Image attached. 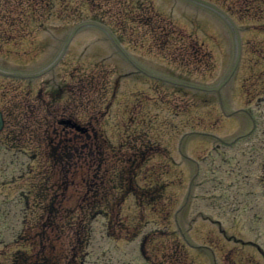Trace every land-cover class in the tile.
Instances as JSON below:
<instances>
[{
	"label": "rangeland",
	"instance_id": "rangeland-1",
	"mask_svg": "<svg viewBox=\"0 0 264 264\" xmlns=\"http://www.w3.org/2000/svg\"><path fill=\"white\" fill-rule=\"evenodd\" d=\"M21 1L17 4V0H0V9L4 8L0 11V46L4 44L2 50L0 47V66L15 71L28 72L45 66L61 47L63 32L55 27L96 18L99 8L98 0H53L56 6L51 3L52 8L47 0ZM131 2V18L136 19L132 22L133 29L147 28L139 25L137 19H142L148 22V29L160 30L166 44L165 48L162 46L164 49L158 43L155 48L150 32L147 36L134 33L137 41L133 57L141 60L138 62L145 68L155 66L162 70L159 73L200 84L214 83V78L217 80L227 72L234 58L235 42L232 29L219 15L187 0ZM217 2L225 3L243 28L239 67L221 91L224 110L233 114L224 115L213 93L164 83L142 86L139 76L135 75L129 81L123 79L115 94L119 106L126 95L127 102L133 106L130 108H133L134 120L145 118L147 131L138 122V129L145 131V136L132 138L120 152L117 148L112 152L120 153L117 163L124 166L127 162L122 160V164L119 158L139 160L140 154L134 150L144 145L150 149L144 150L145 161L136 169L141 170V175L129 190H122L118 178L115 187L114 182L106 181L103 185L97 178L94 185L99 183L98 197L90 203L82 200L88 185L82 181L81 173L89 171L87 163L71 167L65 162L54 164L55 176H51L54 178L45 181L39 178L37 168L28 174L14 165L12 173L8 162L18 155L17 150L26 146H18L17 139L9 141L0 151V170L5 172V183L0 186V264L19 262L13 256L16 249L36 251L31 260L35 264H42L43 258H48L45 252L49 253L52 246L53 251L79 257L86 237L83 227L74 224L79 205L86 218L91 211L98 213L90 220L93 232L90 245L83 251L84 264H155L156 261L161 264L166 262L164 256L171 264H264V0ZM61 4L67 8H59ZM101 8L105 12L103 16L115 17L121 8L120 1ZM14 15L20 17L14 20ZM159 18L171 21L173 28L160 23ZM20 36L23 37L18 39ZM93 38V33L87 31L77 36V49L86 51L81 58L85 62L94 54ZM15 41L18 42L13 47ZM141 41H147L148 47L141 48ZM157 51L161 54L154 55ZM144 52L148 63L143 62ZM73 59V52L69 51L65 58L68 66H72ZM114 63L121 70L119 61ZM0 82L5 92H13L14 84L13 87L35 88L36 94L39 81H24L23 85V81L0 76ZM46 96L51 103L49 111L52 110L51 117L46 118L53 121L62 110V101L51 94ZM27 110H12L6 129L19 132ZM39 111L38 122L43 124L48 112L42 109L41 113L40 108ZM117 115L116 118L122 114ZM26 136L31 141L37 138L31 131ZM121 140L128 139L118 138V144ZM30 147L38 159L32 166L38 167L40 157L44 158L45 154ZM23 160L24 157H19V161ZM20 173H24L23 180L18 178ZM12 176L18 181H10ZM39 185H45L48 193L57 189L60 211L65 212L63 206L75 211L64 214V218L72 220L71 232L67 229L63 235L51 226L33 227V232L28 231L37 209H30L28 224L23 223L25 209L19 191ZM146 191L154 194L153 198L141 201L140 193ZM61 193H67L68 198L63 200ZM4 201L6 206L9 202L7 215L2 207ZM101 210L104 213H99ZM20 232L24 233L23 238ZM34 234L37 242L27 241ZM149 253L152 263L146 262Z\"/></svg>",
	"mask_w": 264,
	"mask_h": 264
},
{
	"label": "flooded vegetation",
	"instance_id": "flooded-vegetation-1",
	"mask_svg": "<svg viewBox=\"0 0 264 264\" xmlns=\"http://www.w3.org/2000/svg\"><path fill=\"white\" fill-rule=\"evenodd\" d=\"M46 111H49V107L46 106ZM45 121L47 123L48 126V132H50V135H48V138H50V143H52V139H51V133H54L56 138L61 137L62 133L64 132V134L67 136L68 135V130L65 129V127H63L61 130H59L57 128V126H55L54 122L55 120L51 121L50 119H47L45 117ZM67 140V138H65V141ZM62 144V140L60 139L59 141H57V145L60 146Z\"/></svg>",
	"mask_w": 264,
	"mask_h": 264
},
{
	"label": "bare ground",
	"instance_id": "bare-ground-1",
	"mask_svg": "<svg viewBox=\"0 0 264 264\" xmlns=\"http://www.w3.org/2000/svg\"><path fill=\"white\" fill-rule=\"evenodd\" d=\"M56 57H57V54L55 55V59H56ZM136 64H137V66H139V67H142V68H145L143 65H141L139 62H136ZM49 69V65H48V63L45 65V66H43V67H41V68H39V69H37V71H43V70H48ZM0 70L2 71V70H4V69H1L0 68Z\"/></svg>",
	"mask_w": 264,
	"mask_h": 264
}]
</instances>
